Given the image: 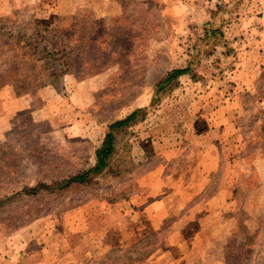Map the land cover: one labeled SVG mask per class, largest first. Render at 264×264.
Segmentation results:
<instances>
[{
  "label": "rangeland",
  "instance_id": "374dc122",
  "mask_svg": "<svg viewBox=\"0 0 264 264\" xmlns=\"http://www.w3.org/2000/svg\"><path fill=\"white\" fill-rule=\"evenodd\" d=\"M263 1L232 0L196 22L189 0H113L102 18L84 0H0V264H264V103L253 91L244 149L239 134L225 145L210 134L226 160L210 190L187 192L176 173L189 148L209 145L194 95L237 91L227 74L260 44Z\"/></svg>",
  "mask_w": 264,
  "mask_h": 264
},
{
  "label": "crops",
  "instance_id": "0c3cea01",
  "mask_svg": "<svg viewBox=\"0 0 264 264\" xmlns=\"http://www.w3.org/2000/svg\"><path fill=\"white\" fill-rule=\"evenodd\" d=\"M113 1V0H112ZM111 0H84L80 5H89L90 8L93 9L98 15V17H108L112 12H102V9L106 8L109 5H112ZM190 3L193 4L192 10H196L194 12V16L191 21H211L215 20L217 14V7L220 5H227V3L232 2V0H189ZM258 0H253V3L256 4ZM264 2V1H263ZM72 5H77V3H71ZM105 6V7H104ZM204 6V8H202ZM75 8V7H74ZM73 12V8H69L67 10H63L62 13L69 14ZM113 13H118L116 10ZM107 15V16H106ZM113 15V14H112ZM261 21L264 18L260 19ZM264 25V23H263ZM261 41H259V46L257 49L254 48L247 52L246 50H240L238 54H236L237 59H233L232 67L230 69V73H228L227 85L229 81H232L234 84H237V91L227 92V95H224L223 98H219V96L207 94V95H194V98H198V101L203 100L205 102V106H202L203 114L207 112V115L210 116V119H207L209 122L206 124V131L201 134H207V139L209 140L207 148H199L192 147L189 148V152L187 155L181 159L182 165L176 171L183 177L184 181V190L187 192H204L205 190L208 192L210 190L213 178L219 170H221V165L226 164L225 156L221 155L215 138L210 137L211 133L221 132L223 134V142L224 145L227 144V136L226 134H239V147L241 148L247 145L246 141L242 144V134H247V128L245 127L246 117L248 116L247 112V94H245V89L249 92L253 91L257 97V101H262L264 103V31L260 32ZM231 36L230 32L227 30V40ZM234 47V46H232ZM256 51V52H255ZM255 52V55L259 57V60L255 64L249 63V57L252 53ZM231 56H234L235 53H230ZM252 55V56H255ZM230 57L227 55V61H229ZM232 59V58H231ZM228 65V62H227ZM234 67V69H233ZM256 67V76H250L247 72L249 69H254ZM227 69L228 66H227ZM233 75V76H231ZM211 98H214L212 101ZM216 99H220V102H215ZM223 99V101H221ZM196 102V101H194ZM223 103V104H222ZM196 106V105H195ZM260 109V108H259ZM218 114V115H217ZM206 115V117H207ZM216 116V117H214ZM225 118L219 124L215 121L219 118ZM199 128V127H198ZM205 128V127H204ZM200 129V128H199ZM222 143V142H221ZM192 144V143H191ZM223 146V145H222ZM189 147V146H187ZM188 149V148H187ZM224 156V157H223ZM225 170V169H224ZM170 171V169H168ZM156 175V173H154ZM169 179V177L167 178ZM179 179V178H178ZM180 180V179H179ZM187 182V183H186ZM168 192H175L174 188L169 189ZM225 192L227 190L225 189ZM190 210L188 212H192ZM196 210L194 209L193 214H195ZM162 213V209L160 211ZM196 227L199 230L206 231L208 234L210 227L208 224L197 220L194 222Z\"/></svg>",
  "mask_w": 264,
  "mask_h": 264
},
{
  "label": "trees",
  "instance_id": "16d2710c",
  "mask_svg": "<svg viewBox=\"0 0 264 264\" xmlns=\"http://www.w3.org/2000/svg\"><path fill=\"white\" fill-rule=\"evenodd\" d=\"M190 71L188 69H184V70H176L173 71L171 74H168V76L166 77V79L163 81V84H167L172 82L173 80L178 79L179 77L188 74ZM136 113L131 114V116H129L128 118H126L125 120H123L122 122H118L117 124H114L113 126H111V128L120 126V125H126L128 124L131 120L135 119ZM112 136L111 134H107L106 136V141L103 145V147L97 152L96 154V166L94 168L95 172L101 171L107 163V159L111 154V150H112ZM87 179V174L85 175H78L76 177H74L71 181H77V182H85Z\"/></svg>",
  "mask_w": 264,
  "mask_h": 264
}]
</instances>
